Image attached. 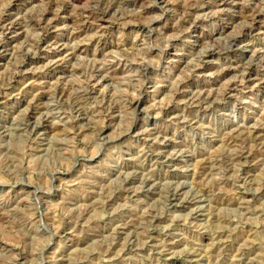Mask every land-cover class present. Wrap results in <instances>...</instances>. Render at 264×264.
I'll return each instance as SVG.
<instances>
[{
    "label": "rangeland",
    "instance_id": "1",
    "mask_svg": "<svg viewBox=\"0 0 264 264\" xmlns=\"http://www.w3.org/2000/svg\"><path fill=\"white\" fill-rule=\"evenodd\" d=\"M61 2L0 0V264H264V0Z\"/></svg>",
    "mask_w": 264,
    "mask_h": 264
},
{
    "label": "bare ground",
    "instance_id": "2",
    "mask_svg": "<svg viewBox=\"0 0 264 264\" xmlns=\"http://www.w3.org/2000/svg\"><path fill=\"white\" fill-rule=\"evenodd\" d=\"M143 1V0H142ZM195 3V2H194ZM229 0H220V6L222 7H226L228 6ZM48 5L50 6V9L48 11L44 12V17H46L47 19L49 17H54L55 19H52L53 22L57 21V18L62 15V14H69V6L70 5H66L65 2H61V0H48ZM156 6V5H155ZM57 8V9H54ZM146 11V13H150L152 11H148L147 9H143ZM4 11V10H3ZM40 11V10H39ZM75 11V10H73ZM77 12L79 13L78 15L81 17V25L77 26L76 30L74 33H72V35L75 37L79 34H81L83 31H85L86 29H88L91 25H92V21H99L101 22L102 26L103 23L106 21L108 15L105 11H96V10H92V9H88V8H82V9H78ZM187 12V11H186ZM193 12V11H192ZM72 13V12H71ZM187 14V13H186ZM187 16V15H186ZM189 17V16H188ZM249 21H251V26L252 29L255 28L256 26L261 25V16L258 15V13H256L254 10H251L250 12H248V14L245 16ZM6 18V17H5ZM1 20L0 22V27H5L4 24H6L7 20ZM209 19V18H208ZM24 21V20H23ZM12 22V21H11ZM10 22V23H11ZM247 22V21H246ZM244 24V23H243ZM20 24H13L11 26L13 27H17ZM264 25V24H263ZM7 26V25H6ZM1 28V29H2ZM73 28V27H72ZM9 30V29H8ZM152 31V30H151ZM13 35V34H12ZM250 35V34H249ZM170 39V38H169ZM21 42V41H20ZM212 45V44H211ZM16 53V52H15ZM77 54V53H76ZM135 54V53H134ZM164 56V55H163ZM256 63V62H255ZM245 64V63H244ZM103 65V64H102ZM234 67V66H233ZM231 69V68H230ZM249 79V78H248ZM251 79V78H250ZM230 94V93H229ZM203 100V99H202ZM198 101V100H197ZM34 109V108H33ZM183 118V117H182ZM238 154V153H237ZM240 155V154H239ZM230 161V160H229ZM205 175V174H204ZM80 179V178H79ZM91 203V202H90ZM220 242V241H219Z\"/></svg>",
    "mask_w": 264,
    "mask_h": 264
}]
</instances>
